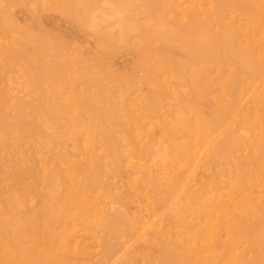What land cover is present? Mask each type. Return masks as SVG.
<instances>
[{
    "label": "bare ground",
    "instance_id": "1",
    "mask_svg": "<svg viewBox=\"0 0 264 264\" xmlns=\"http://www.w3.org/2000/svg\"><path fill=\"white\" fill-rule=\"evenodd\" d=\"M0 264H264V0H0Z\"/></svg>",
    "mask_w": 264,
    "mask_h": 264
}]
</instances>
